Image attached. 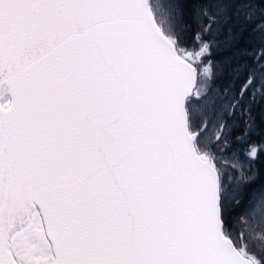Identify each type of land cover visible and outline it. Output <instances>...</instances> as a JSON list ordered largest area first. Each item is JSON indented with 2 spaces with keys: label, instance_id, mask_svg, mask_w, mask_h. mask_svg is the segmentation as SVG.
I'll return each mask as SVG.
<instances>
[{
  "label": "snow or ice",
  "instance_id": "1",
  "mask_svg": "<svg viewBox=\"0 0 264 264\" xmlns=\"http://www.w3.org/2000/svg\"><path fill=\"white\" fill-rule=\"evenodd\" d=\"M256 14L254 0H0V264H264V228L237 227L264 144L244 153L259 172L234 177L225 125L210 143L194 92L231 68L229 115L256 127L264 10L251 35L240 23ZM230 17L239 35L214 63Z\"/></svg>",
  "mask_w": 264,
  "mask_h": 264
},
{
  "label": "trees",
  "instance_id": "2",
  "mask_svg": "<svg viewBox=\"0 0 264 264\" xmlns=\"http://www.w3.org/2000/svg\"><path fill=\"white\" fill-rule=\"evenodd\" d=\"M254 3L257 14L253 20L251 22L240 21L249 29L250 35L254 25L262 19L259 13L264 10V3H261L260 0H254ZM237 29V22L230 17L213 31L211 38L217 45V48H214V63L230 56L231 53L226 49V44L230 39L238 37ZM185 39H192V30L188 31ZM255 46L253 43L252 47ZM249 63L251 62L249 61ZM230 73L231 68H224L223 71L217 73L214 82L209 81L206 89L200 88L198 84L197 89L201 92V96L197 98L200 102L196 107L200 109L203 119L208 125L206 132L210 143H216L215 136L218 127L221 123L225 125L227 144L224 146L221 155L227 161L225 166L234 177L238 178L240 172L249 174L252 171L259 172L260 170L261 164L255 162L250 164L244 153L249 144H264V107L253 108L252 115L256 119V127L245 136L243 121L238 116L234 119L232 115H229V100L233 89L238 87L235 81L230 80ZM232 164H237L238 167L234 169L231 167ZM262 187H264V181L258 179L252 187L246 190L245 196L241 199V204L248 209L242 214L241 223L237 225L242 231L255 230L259 232L261 228H264V202L261 201L260 197Z\"/></svg>",
  "mask_w": 264,
  "mask_h": 264
},
{
  "label": "rangeland",
  "instance_id": "3",
  "mask_svg": "<svg viewBox=\"0 0 264 264\" xmlns=\"http://www.w3.org/2000/svg\"><path fill=\"white\" fill-rule=\"evenodd\" d=\"M198 89H195V91H197Z\"/></svg>",
  "mask_w": 264,
  "mask_h": 264
},
{
  "label": "water",
  "instance_id": "4",
  "mask_svg": "<svg viewBox=\"0 0 264 264\" xmlns=\"http://www.w3.org/2000/svg\"><path fill=\"white\" fill-rule=\"evenodd\" d=\"M194 91H195V89H194Z\"/></svg>",
  "mask_w": 264,
  "mask_h": 264
}]
</instances>
